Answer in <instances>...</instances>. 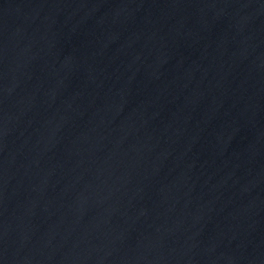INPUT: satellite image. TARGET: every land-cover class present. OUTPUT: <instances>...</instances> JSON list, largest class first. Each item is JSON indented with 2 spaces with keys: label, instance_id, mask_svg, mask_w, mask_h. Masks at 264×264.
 <instances>
[{
  "label": "water",
  "instance_id": "1",
  "mask_svg": "<svg viewBox=\"0 0 264 264\" xmlns=\"http://www.w3.org/2000/svg\"><path fill=\"white\" fill-rule=\"evenodd\" d=\"M0 264H264V0H0Z\"/></svg>",
  "mask_w": 264,
  "mask_h": 264
}]
</instances>
